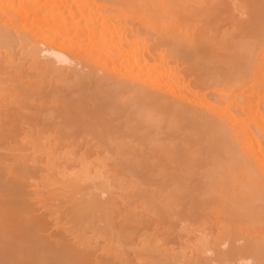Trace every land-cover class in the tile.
I'll return each mask as SVG.
<instances>
[{
	"label": "rangeland",
	"instance_id": "374dc122",
	"mask_svg": "<svg viewBox=\"0 0 264 264\" xmlns=\"http://www.w3.org/2000/svg\"><path fill=\"white\" fill-rule=\"evenodd\" d=\"M172 3L207 81L263 35L264 0ZM1 49L0 264H264V179L246 187L218 119Z\"/></svg>",
	"mask_w": 264,
	"mask_h": 264
},
{
	"label": "bare ground",
	"instance_id": "6f19581e",
	"mask_svg": "<svg viewBox=\"0 0 264 264\" xmlns=\"http://www.w3.org/2000/svg\"><path fill=\"white\" fill-rule=\"evenodd\" d=\"M156 1L0 0V49L6 48L11 63L13 54L8 53L24 49L23 57L36 56L37 61V53L43 54L48 68L63 77L80 82L85 77L92 81L116 74L119 85L132 82L135 96L164 103L174 97L199 105L201 109L193 106L195 110L203 109L215 117L212 121H220L222 134L240 156L233 164L239 160L237 166L250 175L246 187L256 190L257 176L264 179V31L244 45H224L225 71L223 75L213 71L214 78L207 81L199 66L202 60L195 57L198 52L194 56L195 47L186 43L192 34L178 24L174 0Z\"/></svg>",
	"mask_w": 264,
	"mask_h": 264
}]
</instances>
